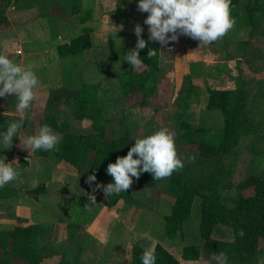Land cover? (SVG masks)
I'll return each mask as SVG.
<instances>
[{"label": "rangeland", "instance_id": "obj_1", "mask_svg": "<svg viewBox=\"0 0 264 264\" xmlns=\"http://www.w3.org/2000/svg\"><path fill=\"white\" fill-rule=\"evenodd\" d=\"M83 5L82 1L81 6L83 7ZM112 7L108 11L110 12L108 15L103 12L98 14L100 9L96 8L95 23L88 22L91 26L95 24L94 29L96 31L102 25L109 28L106 34L103 35L104 37L102 36L103 39H101L103 41L101 43L106 42L108 48L105 47L103 51L99 49L94 55L91 51L85 52V55L81 58L78 75L75 77L76 81L89 84L99 83L96 91V105L101 112V116L108 120V123L104 126V137L111 138L123 131H128V135L135 140V138L150 135L161 128H167L175 133L177 123L174 117L179 108L175 103L178 96L177 90L181 85L182 73L185 71L189 73L190 66L193 67L195 72L198 71L197 75L193 74L192 76L197 77L195 82L199 86L191 83V81L189 82L192 88V90H189L191 104L183 117L193 126L212 128L221 126L220 112L204 108V89L206 86L210 88L219 86L222 88H236L240 84L250 91L249 103L252 105L254 119L259 122V131L241 137L238 145L221 158L222 164L228 168L229 175L221 179V183L216 187V190L228 206L232 204V199L237 194L250 193V187L238 189L236 185L249 174L264 175V138L262 136V132H264V33L261 32L264 21L252 31H249L247 27L234 26L224 38L209 45H200L198 40L184 35H181L177 42H170L174 45L175 54L171 57L166 55L163 65H160L161 78L157 81L156 92L147 98L148 105L141 106L137 103L140 99L138 92L127 95H121L120 93L116 73L125 70L129 63L124 60V54L127 51L116 48L115 43L118 33L134 29L139 22L144 23L148 13H141L136 7V10L128 11L120 16L119 7L122 9L125 6L113 5ZM68 8L69 6L66 5L63 9ZM100 14H103V17ZM76 18L73 16L71 19H67V25H70L71 31L77 30L80 26ZM101 18L104 20L101 21ZM142 26L146 27L147 25L142 24ZM53 36L50 34L47 37L48 47L58 41V38ZM101 40L95 37V48L102 49V44L99 42ZM240 43H243V47L239 46ZM49 53H51L50 50ZM53 57L52 55L50 65L51 63L56 64L54 60L57 61V59ZM185 59L190 60L185 61ZM188 62H190V66L186 65ZM57 69H53L55 74L51 80L49 79L50 83L56 81V87L46 89V94L36 95L31 108L26 110L25 113L28 112L29 116H32L33 125H38L44 116L45 105L50 101L55 112L59 115L57 122L63 125L66 130L72 133H91L90 120L75 117L71 111V104L63 103V96H61L63 86L59 82ZM61 70L64 73L65 67ZM43 78L46 79L45 72ZM0 114L20 118L16 112L15 96L0 99ZM37 133L38 131L35 132V134ZM19 144L18 148H21ZM176 148L183 163L188 164V172L193 177H205L215 168V160L211 158L200 160L198 158L195 144H176ZM24 151H27L25 154L27 164H23L22 159L19 156L12 155V152L9 157L10 160L15 158L20 163L18 166L14 163L15 166H13L17 167L20 172L18 184H20L22 190L27 187L47 184L44 196L39 195L36 202L29 199L30 222L43 225L46 229L40 238L42 259L38 264H125L130 261V246L135 244L132 243L134 232H137L140 227L147 228V232L152 233V231H155L156 235L150 233L151 236L160 240L157 235L162 234L163 217L161 221L155 212L157 208L163 207L161 200L168 195L166 191L168 178L156 182L151 187L141 188L143 190L133 191L132 196L138 202V205L134 204L128 207L118 201L112 206V209H109L110 213L104 215L119 214L122 216L118 220H121L119 223L125 228L126 232L121 236L119 235L120 239L122 237L124 239L118 245L117 242L111 240V237L117 234L116 225L111 222L108 224L105 217H103L104 230H96V236L83 230L77 235H72L75 225L88 223L92 219L97 211V205L102 203L104 192L99 191L95 194L96 204L85 208L86 203H83V199L88 200V196L84 193H90V191L82 181L80 172L77 169L68 163H56L47 158L40 159V163L37 164L35 163L38 159L37 151L29 152L26 149ZM189 157H194V159L190 160ZM29 164H32V166H28ZM220 164L218 160V165ZM219 172L221 171L219 170ZM53 187H56V192L52 190ZM90 203L89 201L88 204ZM167 209L168 212L166 211L165 214L170 212V208L167 207ZM2 213L4 212L0 211V214ZM198 215L199 197L196 196L193 199L190 214L185 220L186 223H184L185 221L182 222L181 233H176V236L172 235L173 237L171 236L168 241H163L170 245L171 251L175 255L178 246L183 243L195 244L197 242L201 248V238L197 235L199 241L195 240ZM41 216L46 217V219L43 220ZM0 219H4L2 215H0ZM65 223L68 225L67 227ZM5 226L9 227L10 225ZM144 231L146 232V230ZM101 233H104L105 237H110L108 242L104 244L101 242L99 239L102 237ZM86 236L89 238H86ZM93 238L94 240H92ZM211 238L229 242L231 241L230 229L227 226L216 224ZM170 241L176 243V246ZM212 254L202 251L201 260L198 264H206L207 261H210ZM8 258L19 263L14 255H9ZM182 264L186 263L182 262ZM228 264H237L233 256H228ZM257 264H264V249L258 254Z\"/></svg>", "mask_w": 264, "mask_h": 264}, {"label": "trees", "instance_id": "obj_2", "mask_svg": "<svg viewBox=\"0 0 264 264\" xmlns=\"http://www.w3.org/2000/svg\"><path fill=\"white\" fill-rule=\"evenodd\" d=\"M16 0H0V24L6 22L5 8ZM70 13L77 14L79 28L69 37L68 41L55 46L56 53L60 58H68L69 62L63 63L61 69L62 81L67 82L63 87V103L71 104V111L77 118H87L91 122V133H72L66 130L57 121L59 115L55 112L51 102L48 101L44 108V116L38 123L39 128L43 125L50 126L60 137L57 150L41 151L38 155L49 157L54 161H64L72 165L80 172L81 179L87 189L92 192L96 183L107 185L114 182L112 176L107 174V165L114 163L118 156H124L133 146L135 140L123 131L118 135L105 138L104 126L108 120L101 116L96 105V94L99 83L75 81L72 70L81 60L83 52L89 48V31L91 27L86 23L88 9L81 6L80 0H70ZM230 13L235 20L234 26L247 27L252 31L264 21V0H231ZM48 26L53 31L54 24L48 21ZM264 33V24L261 28ZM147 41V47L140 50V58L143 64L138 68H132L128 64L125 70L116 73L121 95L138 92L140 99L138 104L148 105L147 98L156 92L157 81L161 78V68L158 65V42L150 41L149 35L142 34ZM137 36L134 32L118 33L115 47L125 49L127 52L135 48ZM244 43V42H243ZM240 43V47H243ZM150 49H155V56L147 57ZM191 64H189L190 66ZM79 71V70H78ZM193 67H189V73L181 76V85L177 90L175 103L179 107L175 114L176 121L175 139L176 144H195L198 158L215 160V168L205 177L195 178L188 172V164L184 163L183 169L174 172L168 178L166 191L170 193L174 202L170 212L163 216V231L161 238L171 239L176 233H181L182 222L185 221L191 211L194 197H199V215L197 233L202 240L201 249L206 253L225 252L233 256L237 264H257L258 254L264 249V175L249 174L239 182L236 187L243 189L250 187L248 194H237L232 199L230 206L226 205L216 187L221 179L229 175L228 168L222 164V159L240 142V138L255 134L259 131V122L254 119L252 105H250V91L240 84L236 88H210L205 87L206 110H218L222 122L219 128L206 126H193L184 119V113L191 104L192 90L189 82L191 75L196 74ZM180 95V96H179ZM22 129L26 134L32 135L29 128L33 125L28 114L24 115ZM17 118L0 114V132L6 131L8 124ZM264 138V132H262ZM16 137L13 140V144ZM11 149H0V156L9 160ZM218 160L219 164L218 165ZM219 170L221 172H219ZM95 173L96 181L93 184L86 182L87 176ZM156 182L150 173H141L139 179L133 177V183L127 192L119 195L103 197L102 204L107 207L114 206L121 200L124 206L134 203L132 191L151 187ZM41 186L37 185L27 193L36 195ZM101 189H98L97 194ZM227 226L231 232V241L225 242L214 240L210 237L213 225ZM44 227L39 224L11 225L0 227V264H38L42 259L40 238ZM244 230V235L238 234ZM172 236V237H173ZM176 246V243L170 241ZM179 245V244H178ZM180 261L196 260L199 256V247L194 244L178 246ZM137 244L130 246V261L125 264H141L143 252ZM156 264H180L170 252L160 244H155ZM13 256L19 261L13 262L8 257Z\"/></svg>", "mask_w": 264, "mask_h": 264}, {"label": "clouds", "instance_id": "obj_3", "mask_svg": "<svg viewBox=\"0 0 264 264\" xmlns=\"http://www.w3.org/2000/svg\"><path fill=\"white\" fill-rule=\"evenodd\" d=\"M230 5L231 0H138L137 8L148 13L144 23L148 26L150 41L169 45L184 35L198 40L200 45H209L224 38L234 27L235 20L231 16ZM83 6L87 7V4ZM142 32L143 28L137 24L134 28L136 46L124 54V60L132 68L143 64L140 50L147 47V41L142 38ZM155 54V49H150L147 57ZM9 57L10 53L5 45L4 50L0 51V97H16V112L20 118L8 124L6 131L0 132V149H11L14 138L19 137V147L29 152L57 150L61 137L48 125L41 126L37 134L27 137L19 135L24 124V114L36 98L40 81L31 66L17 64ZM5 160L6 157L0 156V188L20 178V172L13 166V161L17 166L20 163L17 160L6 163ZM183 167L174 132L161 128L150 135L135 138V143L126 155L118 156L114 163L107 165L106 172L114 182L107 185L96 183L91 193H84L91 202L85 208L96 204L95 192L98 189L104 192L105 197L119 195L127 192L133 183V177L139 179L143 172L150 173L155 181H160L170 178ZM95 181V173L87 176L86 182L90 185ZM238 234L243 236L244 230L240 229ZM140 238L152 241V236L147 231L141 233ZM156 260L155 245L146 247L141 255V264H156ZM206 264H228V256L223 251L213 253Z\"/></svg>", "mask_w": 264, "mask_h": 264}, {"label": "crops", "instance_id": "obj_4", "mask_svg": "<svg viewBox=\"0 0 264 264\" xmlns=\"http://www.w3.org/2000/svg\"><path fill=\"white\" fill-rule=\"evenodd\" d=\"M82 1H83V4H85V3L87 4V7H85V8L88 9V13H87V17H86L87 18L86 23H88V22L95 23L94 20H96V17H97V13L95 12L96 8L98 10L100 9L98 14L103 12V13H106L108 15V14H110V12H108V11L111 8H113L112 7L113 5H122V6L124 5L125 8L122 7V9H121V7H119L120 9L118 12L120 13V16H121L122 14H125L128 11L132 12L133 10H136V7L138 5V4H136V3H138V0H80V3ZM69 3H70V0H16L15 2L9 4L5 8L4 14L6 17V22L3 23V25L2 24L0 25V51H3L5 45H7L8 51L10 53V57H9L10 59H12L15 63L20 64L22 66H25V67L31 66L32 67V69L35 71V73L38 76L39 81H40L39 87L36 90V95L39 94L41 96L43 94H46V89L53 87V86L56 87V84H57L56 81L54 83H50V80L52 79V77L55 74L53 69L58 68L57 70H58L59 82L62 84V86L64 87L67 84V82L62 81L61 66L63 63L69 62V59L68 58H60L56 53L55 46L57 44H62V43L67 42L69 37L73 36V33L76 31V30L71 31L70 25H67L68 24V21H67L68 18L71 19L73 16L74 17L77 16V14L72 15L70 13L69 8L63 9L64 6H66V5L69 6ZM134 13H137V12H134ZM141 13H143V12H141ZM145 14H147V12H145ZM100 16L103 17V14H100ZM103 20L104 19L101 18V21H103ZM48 21L53 22V24L55 25L53 31H51V29L49 28ZM128 22H129V20H128ZM88 24L91 27V30L89 31V34H88L89 35V48H87L83 52V55H85V52H88V51H91L92 55H94L95 53H97V51L99 49H100V51H103V49L105 47L108 48V45L106 44V42L104 44H102L103 41L101 39H103V37H104L103 35L106 34V31L109 28H107L105 25H102V27L99 28L98 31H96L94 29L95 24L92 26L90 23H88ZM139 24L143 28L142 34L149 35L148 26H146V27L142 26V24H145L143 22H139ZM75 26H76V23H75ZM131 32H134V29L126 30L123 33H131ZM50 34L54 35L53 37H57L58 41L54 45L48 47L47 46V41H48L47 37H49ZM95 37H98L99 40H101L99 42L100 43L102 42L101 43L102 49L99 47L95 48V44H96L95 43ZM49 50L51 51V53L48 54ZM174 52H175V48H174L173 44L170 43L169 45H161L158 42V65L162 66L163 61L166 58V55H169L171 57L175 54ZM52 55L55 57V58L53 57L54 59H57V61L54 60V62L56 64L51 63V65H52V67H51L49 62H52V58H51ZM83 55H82V57H83ZM49 56H50V58H49ZM189 60L190 59H185V61H189ZM189 63L190 62H188L186 65H189ZM80 64H81V60H79L77 62L76 67L73 68V70H72V76L74 79L78 75V68H79ZM53 66H54V68H53ZM57 70H55V71L57 72ZM44 72H45L46 79L43 78ZM186 73H188V71L183 72L182 75L186 74ZM195 79H197V77H193L191 75V78H190L191 83L196 84ZM75 81H76V79H75ZM196 85L199 86V84H196ZM215 88H222V87L219 86V87H215ZM0 99H3V97H0ZM204 99H206V93L204 94ZM26 114L29 115L28 112L25 113L24 115H26ZM2 115H4V114H2ZM31 117L32 116H30V118ZM29 130H31L32 135H34L36 131H39V126L37 124L32 125L29 128ZM19 135L21 137L30 136V135L26 134L22 128L19 131ZM19 141H20V138L16 137V141L11 148V152H12L11 154L15 155V156H19V158L22 159L21 162L23 164H27V162L25 161L26 160L25 154L27 153V151H24L23 148H18V143H20ZM36 154H37L38 159H36L37 161L35 163H37V164L40 163V159H46V158L53 161V162H56V163H58V162L64 163V161H54L53 159H51L49 157H42V156L38 155V153H36ZM13 160H16V159L13 158ZM13 160H10V158H9V160L6 163H8L9 161L11 162ZM14 163L15 162L13 161V165H14ZM28 166H32V164H29ZM18 181H19V179L16 181H12L11 183L4 186L3 188H0V211L4 212V213L0 214L4 218V219H0V227H2V226L4 227L5 225H10V226L11 225H27V224L33 223V222H30V219H29V216H30L29 199L32 200V202H36L37 197H39V195L44 196V194L46 193L45 189L47 187V184H45V183L40 184L42 189L36 195H34V194H30V193L26 192L27 190L30 189V187H27V188L22 190V187L20 186V184H18ZM32 187H34V186H32ZM55 189H56V187L52 188V190L56 192ZM149 189H145V190H149ZM141 190H143V189H141ZM53 191H51V192H53ZM134 191H136V190H134ZM138 191H140V190H138ZM167 194L171 195L170 193H167ZM131 195H132V193H131ZM168 195L164 196L163 200H161V205H163V207L162 208L160 207L159 209L157 208V210L155 212V214L160 217L161 221H162V217L165 215L166 211L168 212L167 207L170 208L174 202L173 196H168ZM132 198H133V196H132ZM133 200H134V203L132 205H129L128 207L133 206L134 204L138 205V202L134 198H133ZM83 203L88 204L89 200L85 201L83 199ZM47 207H51V206H47ZM110 208L112 209V207H107V206L103 205L102 203L100 205H97V211L93 215L92 219H90V221L88 223H82L80 225H75L74 230L72 232V235H74V234L77 235L79 232H81L83 230L85 232L92 233L90 235L96 236V233H95L96 230H98V231L104 230V218L103 217H105V221H107L108 224L110 222L115 223V225H116L115 228H116L117 234L112 236L111 240H114L119 245V242L122 239H124L123 237H122V239H120V236H121V234H125L126 230L119 223V221H121V220H118V219L122 218L121 215L113 214L110 216V214H108L107 216H104L106 213H110V210H109ZM41 217L43 218V220L46 219V217H44V216H41ZM41 217H39V219H41ZM38 222H41V221H38ZM184 223H186V221ZM215 225H213V227H212L210 237H212V231H213ZM67 226L68 225L66 224V227ZM45 230L46 229H43V232H45ZM144 230L147 231V228L143 229V227H140V229H138L137 232H134V234H135L134 235V241H132V243L139 245L143 249L158 243L163 248H165L168 252H170L176 259H178L180 261L179 249L175 255L171 251L170 245H167L166 243L163 242L164 239L161 238V234L157 235V237L160 238V240L154 239L153 237H152L151 242L144 240V239H141L140 234L144 233L145 232ZM154 232L155 231H152V233L151 232L150 233L152 235H156ZM196 233H195V240L197 239V241H199L197 238L198 233L197 234ZM101 234H102V237L99 238L101 240V242L103 244L105 242H108V239H110V237L109 238H108V236L105 237L104 233H101ZM86 238H89V237L86 236ZM212 239H214V238H212ZM92 240H94V238ZM214 240H218V239L215 238ZM187 244H192V243L188 242V243H183L182 245H187ZM194 245H197L199 247V244L197 242ZM201 255H202V249L199 247L198 258L196 260H190V261H186L183 263L198 264L201 260L200 259ZM180 264H182L181 261H180Z\"/></svg>", "mask_w": 264, "mask_h": 264}]
</instances>
